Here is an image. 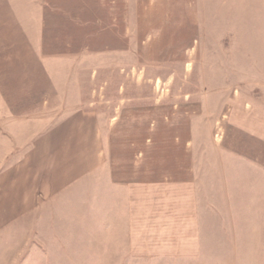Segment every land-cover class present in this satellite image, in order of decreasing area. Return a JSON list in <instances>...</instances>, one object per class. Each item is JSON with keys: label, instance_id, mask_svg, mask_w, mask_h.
<instances>
[{"label": "rangeland", "instance_id": "obj_1", "mask_svg": "<svg viewBox=\"0 0 264 264\" xmlns=\"http://www.w3.org/2000/svg\"><path fill=\"white\" fill-rule=\"evenodd\" d=\"M103 1L101 29H127L128 48L63 76L97 114L113 183L62 233L1 236L0 264H264V0H193V25L189 0Z\"/></svg>", "mask_w": 264, "mask_h": 264}, {"label": "crops", "instance_id": "obj_2", "mask_svg": "<svg viewBox=\"0 0 264 264\" xmlns=\"http://www.w3.org/2000/svg\"><path fill=\"white\" fill-rule=\"evenodd\" d=\"M106 9L103 0H0V237L14 243L7 249L23 248L50 226L62 233L81 199L91 194L95 201L98 186L113 183L101 174L97 114L84 108L89 103L65 98L63 76L70 57L128 48L127 29H101ZM119 10L127 26L128 1Z\"/></svg>", "mask_w": 264, "mask_h": 264}]
</instances>
